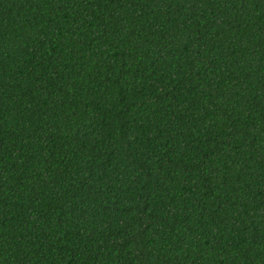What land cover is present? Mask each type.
Returning <instances> with one entry per match:
<instances>
[{
	"label": "trees",
	"instance_id": "obj_1",
	"mask_svg": "<svg viewBox=\"0 0 264 264\" xmlns=\"http://www.w3.org/2000/svg\"><path fill=\"white\" fill-rule=\"evenodd\" d=\"M0 264H264V0H0Z\"/></svg>",
	"mask_w": 264,
	"mask_h": 264
}]
</instances>
